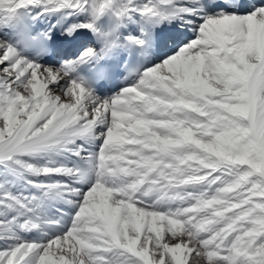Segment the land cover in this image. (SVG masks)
<instances>
[{"label": "snow or ice", "instance_id": "obj_1", "mask_svg": "<svg viewBox=\"0 0 264 264\" xmlns=\"http://www.w3.org/2000/svg\"><path fill=\"white\" fill-rule=\"evenodd\" d=\"M32 11L0 38V264H264V0H0V29ZM57 25L99 46L40 63Z\"/></svg>", "mask_w": 264, "mask_h": 264}, {"label": "bare ground", "instance_id": "obj_2", "mask_svg": "<svg viewBox=\"0 0 264 264\" xmlns=\"http://www.w3.org/2000/svg\"><path fill=\"white\" fill-rule=\"evenodd\" d=\"M30 14H31V18H32V21H33L34 25L37 27L38 30L43 31V32H46L53 24H56L57 20L59 19L57 16H42V17L37 19V18H35L36 17V12L35 11H32ZM135 28H136L135 24H129L127 26V28L121 30V34L122 35H127L128 33H132L133 35H136ZM60 31H62V28L60 27V25H57V28L52 29V37L54 38V36L56 35L57 38H60V41L58 42V44L60 43V44L63 45L64 37H62L60 35ZM161 31L171 32L172 31V25H170V24H161L159 26V28L154 29V33H160ZM189 36H190V38H194V37H192V34H189ZM5 37L8 38L9 43H12L14 45V43H15L14 35L9 30L8 27H4V28L0 29V38H5ZM93 38L94 37L91 35V33H87L85 38H82L81 40L77 41L79 49L77 48L76 51L70 50L69 52L66 53V55H63V57H65V59L74 60L76 58V56L79 55L80 51L83 50L85 44H87L88 46H96V47H98L99 45H94L93 44V41H92ZM72 43H74V42H72ZM72 43L70 45H72ZM65 48L68 49V46H65ZM159 52H162V45H161V48L158 50V53ZM60 63H61V59L59 60V63L57 65L53 66V67H59ZM117 91H119V90H117ZM98 95L101 98L109 96L105 92L99 93ZM36 179H38V180H46V178H44V177H39V178H36ZM34 235H35L34 233H29L26 238L27 239H32L34 237Z\"/></svg>", "mask_w": 264, "mask_h": 264}]
</instances>
